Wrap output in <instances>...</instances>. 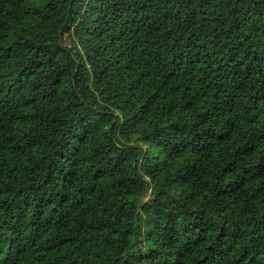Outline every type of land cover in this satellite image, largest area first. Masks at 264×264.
<instances>
[{
    "label": "trees",
    "instance_id": "obj_1",
    "mask_svg": "<svg viewBox=\"0 0 264 264\" xmlns=\"http://www.w3.org/2000/svg\"><path fill=\"white\" fill-rule=\"evenodd\" d=\"M0 264H264V0H0Z\"/></svg>",
    "mask_w": 264,
    "mask_h": 264
},
{
    "label": "rangeland",
    "instance_id": "obj_2",
    "mask_svg": "<svg viewBox=\"0 0 264 264\" xmlns=\"http://www.w3.org/2000/svg\"><path fill=\"white\" fill-rule=\"evenodd\" d=\"M66 44H68V42L66 41Z\"/></svg>",
    "mask_w": 264,
    "mask_h": 264
}]
</instances>
